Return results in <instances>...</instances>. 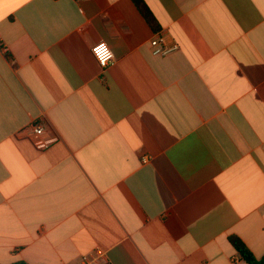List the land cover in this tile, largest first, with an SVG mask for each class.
<instances>
[{
    "label": "crops",
    "instance_id": "0c3cea01",
    "mask_svg": "<svg viewBox=\"0 0 264 264\" xmlns=\"http://www.w3.org/2000/svg\"><path fill=\"white\" fill-rule=\"evenodd\" d=\"M144 2L0 0V264L264 256V0Z\"/></svg>",
    "mask_w": 264,
    "mask_h": 264
},
{
    "label": "built area",
    "instance_id": "2783aa9c",
    "mask_svg": "<svg viewBox=\"0 0 264 264\" xmlns=\"http://www.w3.org/2000/svg\"><path fill=\"white\" fill-rule=\"evenodd\" d=\"M100 45H101V42L95 44L92 47V54H93L92 56H94L97 62L99 63V65L103 69H105L114 60V57L109 58V50L112 53L113 51L108 43H106L107 48L101 47ZM150 45L152 47L154 55H160V56L168 55L179 49V45L177 43H174L173 45L169 46L166 42L165 36L160 31H158L156 33V37H154L150 41ZM101 60H105L106 64L102 65L100 62ZM29 128L33 131L32 133L34 134L36 145L43 149L48 148L50 145L49 141L43 140V135H44L43 126L39 123H32ZM77 264H112V263L109 260L107 253L104 250L100 248H96L91 254L89 253V254L82 256L79 263Z\"/></svg>",
    "mask_w": 264,
    "mask_h": 264
},
{
    "label": "trees",
    "instance_id": "16d2710c",
    "mask_svg": "<svg viewBox=\"0 0 264 264\" xmlns=\"http://www.w3.org/2000/svg\"><path fill=\"white\" fill-rule=\"evenodd\" d=\"M135 5L138 7L141 14L147 20V22L154 28L158 29V23L156 18L150 11L149 7L146 5L144 0H133ZM229 242L236 248L238 253L240 254L241 258L247 262V264H264V256L261 258H257L250 248L246 245V243L237 236H231ZM15 264H27L23 261H19Z\"/></svg>",
    "mask_w": 264,
    "mask_h": 264
},
{
    "label": "clouds",
    "instance_id": "9594fccd",
    "mask_svg": "<svg viewBox=\"0 0 264 264\" xmlns=\"http://www.w3.org/2000/svg\"><path fill=\"white\" fill-rule=\"evenodd\" d=\"M101 47H105V48H107V45H106V43H104V42H101V45H100ZM95 51V50H94ZM114 56V53H112L110 50H109V58H112ZM101 62V64L103 65V64H106V61L105 60H101L100 61Z\"/></svg>",
    "mask_w": 264,
    "mask_h": 264
}]
</instances>
